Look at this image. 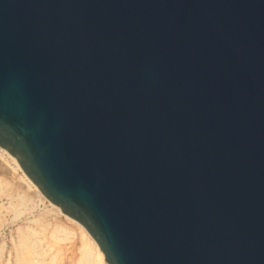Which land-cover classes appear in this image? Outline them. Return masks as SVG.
Returning a JSON list of instances; mask_svg holds the SVG:
<instances>
[{"label":"water","instance_id":"95a60500","mask_svg":"<svg viewBox=\"0 0 264 264\" xmlns=\"http://www.w3.org/2000/svg\"><path fill=\"white\" fill-rule=\"evenodd\" d=\"M0 147L108 264H264V0H0Z\"/></svg>","mask_w":264,"mask_h":264},{"label":"rangeland","instance_id":"374dc122","mask_svg":"<svg viewBox=\"0 0 264 264\" xmlns=\"http://www.w3.org/2000/svg\"><path fill=\"white\" fill-rule=\"evenodd\" d=\"M0 168L2 169L5 168V170H1L2 173L0 171V174H1L0 181L2 182L3 180V182L5 181L4 183H10V184H13V186H15L14 183H11L10 180H12L13 182L14 179H16V176H18L17 174L21 172L17 170V167L15 163L13 162V160L8 155L2 152H0ZM6 169L10 171H7ZM15 169H16V172H14L15 173L14 175L13 171H15ZM3 171L4 172L6 171V172L4 173ZM11 171H12L11 174L8 173ZM3 174L4 175L6 174L8 179L6 178V175L4 176ZM12 174H13V177H12ZM2 177H4V179ZM9 177H11V179H9ZM2 184L0 185V264H20L19 257L21 256V253L23 252L22 249L24 250L23 248L24 246L22 245L23 241H25V243L27 242L29 247L32 246L30 248L35 253L34 255H32L33 256L32 259L34 258L35 261L34 260L32 261L36 262L37 260L36 264H43L40 261V257L36 255L37 251L45 253L46 262L44 264H75L77 260L76 258H78L79 257L78 255L80 254L79 253L80 247L78 246L79 245L78 243L80 242L79 231L74 229L75 235L77 237H75L73 240H70V239L58 240V242H56L57 244L53 245L54 242L53 244H51L52 242L51 241L49 242L48 241L49 238L46 237L47 234L46 233L43 234V232H41V229H40V223L43 221H45L44 223H46V225H49L48 226L49 229L50 227L53 226L54 224L53 222H55V219H53L54 215H52L53 213H49V215L47 214L44 217V219L41 217L44 214V212L47 210V208L49 209L51 208V206L49 204L37 205V204L30 203L27 205L23 204L21 206L16 207L17 209H15L14 206H15V203H17L15 202V200L18 196L17 189L16 188L12 189V192L10 194L8 190L2 187ZM4 190H5V193L3 192ZM11 204H14V205H11ZM39 218L43 220L38 221ZM30 232H33V233H30ZM34 236L35 237L37 236L39 238L36 237L37 238L36 239ZM44 237L47 239H45ZM19 240L20 241L22 240V243ZM39 240L41 241L43 240V241L39 242ZM54 255L56 256V259Z\"/></svg>","mask_w":264,"mask_h":264},{"label":"bare ground","instance_id":"6f19581e","mask_svg":"<svg viewBox=\"0 0 264 264\" xmlns=\"http://www.w3.org/2000/svg\"><path fill=\"white\" fill-rule=\"evenodd\" d=\"M0 152L8 155L13 160V162L15 163V165L17 167V170L21 172V173H18L17 174L18 176H16V179H14L13 182H12V180H10L11 183H14L15 186H13V184H10V183H4L5 181L3 182V180H2V182H3V184H2V182L0 181V185L2 184V187H4L6 190H8V192L10 194L12 192V189H14V188L17 189L18 196H17V198L15 200V202H17V203H15V206H14L15 209H17L16 207L21 206L23 204L24 205H27V204H30V203L31 204L32 203L33 204H37V205H39V204H49L51 206V208H49V209L47 208V210L44 212V214L41 217L44 219V217L47 214L49 215V213H53L52 215H54V218L53 217L52 218L55 219V222L52 221L54 223L53 226L51 225L52 227H50V229H49L48 228L49 225H46V223H44L45 221H43V222L40 221L41 222L40 223L41 232H43V234H45V233L47 234V236L46 235L45 236L50 239V240L48 239V241L49 242L51 241L52 242L51 244H53V242H54L53 245H55V244H57L56 242H58V240H65V239L73 240L75 237H77L75 235V232H74V229H75V230L79 231V233H80V238H79L80 239V242L79 243L77 242L79 244L78 246L80 247V249H79L80 252L78 251L80 254L78 255L79 257L77 256L78 258H76L77 260H76V263L75 264H108L106 262V260H105V256H104L103 252L101 251L99 245L92 238V236L85 229V227L83 225H81L78 221H76L75 219H73V218L69 217L67 214H65L59 206H57L56 204H54L42 192V190L39 188V186L37 184H35L28 177V175L25 173V171L22 169V167L20 166L19 161H18V159L16 157L12 156L6 149L1 148V147H0ZM8 166H6V167H8ZM2 168H0V171L1 170H5V168L4 169H2ZM7 171H10V170H7ZM14 172H16V169H15V171H13V174L15 175ZM1 173H2V171H1ZM8 173L11 174L12 171L11 172H8ZM13 174H12V177H13ZM0 176H1V174H0ZM2 178L4 179V177H2ZM6 178H7V175H6ZM9 179H11V177H9ZM3 192L5 193V190ZM11 205H14V204H11ZM60 215H61V217H60ZM43 219L39 218L38 221L39 220H43ZM30 233H33V232H30ZM24 238H26V237H24ZM37 238H39V237H37ZM47 238H45V239H47ZM29 240H30V238H29ZM40 241L41 240H39V242ZM20 242L22 243V240ZM22 245L24 246L23 247L24 250L22 249L23 252L21 253V256L19 257L20 258L19 259L20 260V264H33V263L36 264L37 263V260H36V262H33L32 261V260H34V258L32 259V257H33L32 255L35 254L32 251V249L30 248L32 246L29 247L28 243L27 242L25 243V241H23V244ZM33 246H34V244H33ZM14 253H15V251H14ZM36 255L38 257H40V261L43 264L46 262L45 253L44 252L42 253V252H38L37 251V254ZM54 257L56 259V256L55 255H54ZM15 263H16V261H15Z\"/></svg>","mask_w":264,"mask_h":264}]
</instances>
